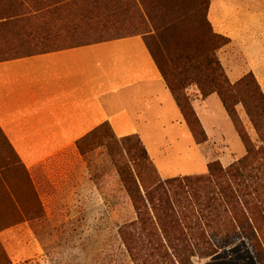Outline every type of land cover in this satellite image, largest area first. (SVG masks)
<instances>
[{
    "label": "crops",
    "instance_id": "1",
    "mask_svg": "<svg viewBox=\"0 0 264 264\" xmlns=\"http://www.w3.org/2000/svg\"><path fill=\"white\" fill-rule=\"evenodd\" d=\"M9 3L13 10L0 28L16 27L18 34L0 44V135L41 203L50 196L44 189L76 177L77 142L101 135L96 131L103 126L117 141L137 137L162 180L207 172L212 146L223 144L231 156L218 158L224 168L242 155L231 154L234 128L216 94L201 99L196 91L200 100L192 107L207 141L195 143L141 35L88 40L92 26L113 31L125 22L122 1L112 2L117 9L110 12L96 0ZM207 20L229 40L216 55L232 83L251 67L239 62L264 61V0H210ZM214 96L221 106L215 113L205 109ZM30 233L26 220L1 235ZM233 263L257 264L245 242L195 264Z\"/></svg>",
    "mask_w": 264,
    "mask_h": 264
},
{
    "label": "rangeland",
    "instance_id": "2",
    "mask_svg": "<svg viewBox=\"0 0 264 264\" xmlns=\"http://www.w3.org/2000/svg\"><path fill=\"white\" fill-rule=\"evenodd\" d=\"M114 1L96 0L97 6L108 12L117 9L113 7ZM116 1L125 4L122 8L126 9L125 22L111 27L117 29L107 32L109 35L152 34V29L174 21L181 14L186 20L179 24L175 38L182 43H191L195 37L196 25L191 14L198 7L194 3H201L198 8L201 13L208 12L210 6V0ZM10 10L13 6L9 0H0V21ZM100 26H89L93 34L88 40L99 36ZM15 34H18L16 27L0 28V44ZM239 64L251 67L244 68L241 77L233 83L222 67L228 81L235 84L252 75L254 81L241 87L248 94L254 91L264 97V61ZM196 91L194 86L186 90L191 107L200 100L195 97ZM242 94L238 93L239 99L243 98ZM247 103L251 106V101ZM219 106L214 96L207 101L205 109L215 113ZM235 111L258 153L249 159L241 174L208 179L203 170L198 175L171 177L179 183L188 180H183L181 185L173 184L160 196L154 193L156 211L146 198L145 208L138 205L137 209L127 188L135 186L145 197V192L153 191L155 183L168 179L160 178L147 152V162L138 150L127 155L115 139L102 140L96 135L88 140L80 171L60 187L44 189L50 195L46 204L39 201L28 184L19 183V176L10 173L16 189L12 191L8 185L13 197L0 187V264H195L198 259L239 241L247 244L257 264H264V151L259 150L264 149V143L243 106L237 104ZM230 122L234 128L231 154L242 153L233 164L242 160L246 151L231 119ZM212 149L214 162L223 153V161L231 157L223 144ZM5 154L8 156V152ZM84 165L86 170L82 169ZM17 198L24 200L23 204H15L13 199L18 201ZM157 214L159 221L155 220ZM26 220L31 230L29 237L9 234L2 237L5 229Z\"/></svg>",
    "mask_w": 264,
    "mask_h": 264
},
{
    "label": "trees",
    "instance_id": "3",
    "mask_svg": "<svg viewBox=\"0 0 264 264\" xmlns=\"http://www.w3.org/2000/svg\"><path fill=\"white\" fill-rule=\"evenodd\" d=\"M197 2H199V0H197ZM194 4L197 5L196 8H200L201 3ZM198 8L193 10L191 14V17L194 18L196 25L194 34L195 37L191 43H182L175 38L177 30L180 29L178 28L179 24L184 23L186 20V17L181 14L174 21H171L168 24L162 23L158 27L152 29V34L151 32H147L141 35L145 40V44L169 92L172 94L178 108L180 109L183 119L190 125L192 130L191 134L197 144H202L206 142L207 139L203 128L191 107L189 97L186 94V90L189 87H196L201 99H205L212 94H216L228 117L233 122L234 127L238 132V136L244 145L246 155L242 160L229 165L227 168H222L218 161L209 163L207 165L206 178L213 179L215 177H223L230 174H241L249 159L258 153V150L253 148L247 135L243 131L237 118L235 107L237 104H241L243 106L245 113L255 129L260 141L264 143V97L262 94L256 95L254 91H250L248 94V91L246 89L244 90V87H241L246 85L249 86V84L254 81L252 75L244 77L235 84H231L228 81L216 53L219 49L226 46L229 43V40L213 32L210 23L207 20V12L201 13ZM107 32L111 31L102 30L98 34L99 36L96 35L98 37L89 41L100 42L123 37L116 33L109 35ZM240 92L243 93V98L241 99L238 98V93ZM246 92L247 94L244 96V93ZM248 100L251 101V106L248 105ZM98 131L101 132L99 137L102 140L107 139V141H109L108 139H115L108 126H103L96 132ZM87 141L88 140L85 139L77 142V149L81 155L84 153L83 148ZM131 141H134L135 144H130ZM119 142L120 146L127 155H130L131 151L135 152L138 150L142 159L146 162L148 161L146 150L137 137L130 136L120 140ZM259 150L260 152L264 151V149ZM5 152H8V156ZM0 170V187L7 189L11 198L13 195L11 194L10 188H12V191L14 190L15 192L16 189L13 186L14 182L12 181V178L9 177L10 173H14L16 176H19V183L23 182V185L28 184L32 188L31 184L27 180L26 174L18 164L16 157L1 135ZM183 180L188 179L185 178ZM183 180L180 183L176 178L157 182L154 184L155 187L153 191L145 192V197L141 195L139 190L135 189V186L127 188V191L129 192V195L135 203L137 209L138 205L145 208L143 199L146 198V201L151 205L152 209L156 211L157 207L152 199L153 194L157 192L160 196L163 191L173 184L181 185ZM26 197L28 198L29 196H25V198ZM14 200L15 199H13L14 203L18 202L23 204L24 202V200L20 198H17L18 201ZM164 206L166 205L164 204ZM156 216L155 220L159 221L160 215L157 214ZM215 253L209 255L208 257L214 255Z\"/></svg>",
    "mask_w": 264,
    "mask_h": 264
}]
</instances>
